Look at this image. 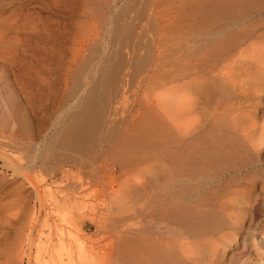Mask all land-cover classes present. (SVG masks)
I'll return each instance as SVG.
<instances>
[{"label": "rangeland", "instance_id": "1", "mask_svg": "<svg viewBox=\"0 0 264 264\" xmlns=\"http://www.w3.org/2000/svg\"><path fill=\"white\" fill-rule=\"evenodd\" d=\"M206 5V0H0V135L39 146L45 166L39 168L38 158L29 172L35 185L68 192L47 209L52 213L47 226L45 212L39 214L27 254L30 221L39 210L34 189L21 186L22 176L0 159V264H125L129 183L157 174L158 159L171 147L165 143L162 149L159 123L162 118L172 125L175 34L182 29L185 38H216L217 26L206 23ZM110 61L119 70L103 95L95 142L58 150L57 132ZM254 97L246 145H255L260 125L264 129V88ZM5 149L12 158L21 155ZM253 155L254 183L241 181L238 187L251 212L230 229L233 236L223 241V251L205 253L215 264L262 262L257 258L262 249L253 246L259 239L250 235L264 224L259 199L264 140ZM77 176L83 186L71 192L64 183ZM17 203L26 205L17 210ZM59 242L83 248L61 252Z\"/></svg>", "mask_w": 264, "mask_h": 264}, {"label": "bare ground", "instance_id": "2", "mask_svg": "<svg viewBox=\"0 0 264 264\" xmlns=\"http://www.w3.org/2000/svg\"><path fill=\"white\" fill-rule=\"evenodd\" d=\"M206 2V23L209 27L217 26H214L217 37L213 40L199 38V35L185 38L182 29H179L182 33L175 34L172 125L169 128L162 118L159 123V135L164 140L162 149L165 143L171 147L158 159L157 174L138 175L129 183L125 264H215L205 253L209 250L213 257L216 251H223V241L233 236L230 229L251 212L250 202L240 197L242 189L238 187L241 181L249 185L256 177L258 169L250 170L249 165L256 161L253 148L264 140V129L260 125L256 144H245L249 138L247 123L256 104L254 96L264 88V0ZM109 63V67L105 66V71L100 72L98 83L90 87L57 132L55 147L58 150L73 151V146L83 141L95 142L100 122H103V95L116 80L115 72L119 70L117 63ZM0 136L3 165L11 173L22 176L21 186L26 183L34 189L38 204V213L32 217L27 234L28 254L29 234L37 227L39 214L45 212L42 225L47 226L52 214L47 209L51 211L58 198L60 201L67 198L68 192L63 190L67 187L55 193L50 188L39 189L29 173L38 166V158L42 159L39 168L44 165L39 146L8 135ZM6 147L21 155L10 157ZM30 152H35V156ZM60 172L64 174L62 169ZM77 177L68 185L64 183L71 192L83 186ZM261 188L260 209L264 210V178ZM19 203L15 205L17 210L26 205ZM224 229L226 232L218 235ZM250 236L254 240L258 237V243L253 246L262 249L257 258L264 264V224L254 237ZM76 242L67 246L59 242L61 252H69L73 247L82 249ZM218 244L221 245L218 247ZM244 261L243 264H253L249 259Z\"/></svg>", "mask_w": 264, "mask_h": 264}]
</instances>
